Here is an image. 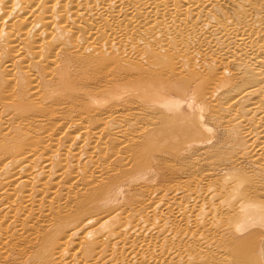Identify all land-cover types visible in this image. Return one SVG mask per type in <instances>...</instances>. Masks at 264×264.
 Masks as SVG:
<instances>
[{
    "label": "bare ground",
    "instance_id": "1",
    "mask_svg": "<svg viewBox=\"0 0 264 264\" xmlns=\"http://www.w3.org/2000/svg\"><path fill=\"white\" fill-rule=\"evenodd\" d=\"M0 264H264V0H0Z\"/></svg>",
    "mask_w": 264,
    "mask_h": 264
},
{
    "label": "rangeland",
    "instance_id": "2",
    "mask_svg": "<svg viewBox=\"0 0 264 264\" xmlns=\"http://www.w3.org/2000/svg\"><path fill=\"white\" fill-rule=\"evenodd\" d=\"M130 80H133L132 77H129L128 81L130 82ZM139 83H132L134 84L137 88H139L140 92L142 93V95L145 96V94H148L150 92L153 91V88H158L160 90V94L164 95V96H177L174 94V89L173 87L169 86L170 83L168 84V82L164 81H159V80H150L147 78H143L142 80H133ZM142 81V82H141ZM131 84V82H130ZM151 84H153V86H151ZM133 92V91H130ZM158 92V91H157ZM172 95V96H171ZM143 96V97H144ZM135 97L140 98V95H136ZM133 97H129L128 100L130 103H132L131 105L135 108L134 111L132 112H138L141 111L142 115H147V113H149V110H152L151 112H154V110H156L154 107L156 105L152 104L153 102L149 103V101L146 98H140L141 101L140 104L139 102H133L132 101ZM135 101V99H133ZM159 102H161V104H166L169 103L166 101V99L160 100ZM138 106H137V105ZM129 106L130 104H128V107L126 108V112L125 109L123 108H118V110L116 112L120 113V114H126L129 113ZM140 108V109H138ZM142 108V109H141ZM146 108V109H144ZM151 108V109H149ZM149 109V110H147ZM124 110V111H123ZM143 110V111H142ZM145 111V112H144ZM157 112V111H156ZM155 112V113H156ZM175 113L173 114V116L171 117L170 120H172L173 122L169 125H159L158 127L154 128V132L155 135L158 137L157 138V144L155 145L156 147H151L150 145H144V147L142 148L143 152L146 151V154L151 155H155L158 158H162V159H169L172 161H178L179 163H189V160H186L188 157H190L191 153L194 152V147H201L202 145L198 144V139H201V137L198 133H199V124L197 122V118L194 116L193 118H188L185 114H181L177 111H174ZM144 113V114H143ZM144 115V116H145ZM170 115H172V113H170ZM151 128V127H148ZM174 129L176 131H174ZM178 131V135L180 134L182 142L178 141V137L176 136V132ZM219 131L217 130V133ZM145 136L148 137V133H145ZM178 138V139H177ZM177 139V140H176ZM169 143L171 144L169 148H166V144ZM209 143V142H208ZM204 145V144H203ZM148 147V151H147V147ZM211 146V145H209ZM164 150H168L170 153H164ZM162 150V151H161ZM168 154H172V155H168ZM196 154L201 155L202 152L200 151V149L198 151H196ZM189 155V156H188ZM184 160H183V159ZM182 159V160H181ZM199 159H202V157H199ZM187 161V162H185ZM144 166L143 167H139L138 168V172L131 169V173L126 175V177L118 184H116L115 186L113 185L111 187V192H112V197H113V201H120V199H124L123 196L127 193L126 189L130 188V187H141V185H144L145 183H153L155 184L156 182H158L159 176L157 171H155L153 169V166L156 167V164L152 161H149V158H145L144 161ZM244 166L248 168L249 164L244 163ZM178 169V168H177ZM180 170V169H179ZM177 170V173H179L180 171ZM156 181V182H155ZM152 184V185H153Z\"/></svg>",
    "mask_w": 264,
    "mask_h": 264
}]
</instances>
